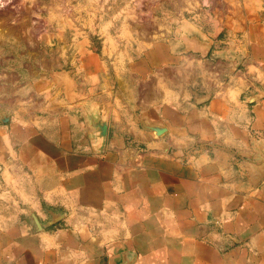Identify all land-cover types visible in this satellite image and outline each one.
<instances>
[{"label":"crops","instance_id":"crops-1","mask_svg":"<svg viewBox=\"0 0 264 264\" xmlns=\"http://www.w3.org/2000/svg\"><path fill=\"white\" fill-rule=\"evenodd\" d=\"M92 8L0 61V264H264V0Z\"/></svg>","mask_w":264,"mask_h":264},{"label":"rangeland","instance_id":"rangeland-1","mask_svg":"<svg viewBox=\"0 0 264 264\" xmlns=\"http://www.w3.org/2000/svg\"><path fill=\"white\" fill-rule=\"evenodd\" d=\"M0 0V61L21 54L22 49L37 48V44L51 41L43 35L45 29L53 32L59 25L71 26L68 19L59 18L61 13H72L75 8L88 12L92 8L99 17L110 16L122 10L142 9L151 0ZM49 3L50 9L45 7ZM52 3V4H51ZM89 7V8H88ZM50 15L53 17L50 18ZM117 21L118 20H114ZM75 23V22H74ZM94 41H98L95 38ZM52 42L56 43V37ZM39 49V48H37Z\"/></svg>","mask_w":264,"mask_h":264},{"label":"water","instance_id":"water-1","mask_svg":"<svg viewBox=\"0 0 264 264\" xmlns=\"http://www.w3.org/2000/svg\"><path fill=\"white\" fill-rule=\"evenodd\" d=\"M214 37H216V35H214ZM153 128H154L153 130L157 135H161L166 131V127L163 125H153ZM106 134H107V125L105 121H102L99 128V136L104 139ZM164 147L166 148L167 144H164Z\"/></svg>","mask_w":264,"mask_h":264}]
</instances>
